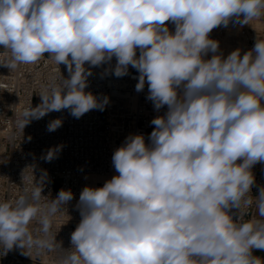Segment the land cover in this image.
I'll use <instances>...</instances> for the list:
<instances>
[{
  "label": "clouds",
  "instance_id": "obj_1",
  "mask_svg": "<svg viewBox=\"0 0 264 264\" xmlns=\"http://www.w3.org/2000/svg\"><path fill=\"white\" fill-rule=\"evenodd\" d=\"M261 15L264 0H0V65L13 71L48 53L69 73L59 84L52 78L41 103L21 113V133L53 111L67 109L77 119L103 111L108 98L85 91L92 75L85 65L113 57L116 77L131 66L139 73L136 91L147 84L154 108L167 106L151 121L150 144L142 134L128 136L112 156L118 175L82 189L70 249L51 224L73 193L61 189L49 200L35 183L14 201H0V254L15 246L57 252L55 264H264L252 255L264 250V220L234 222L229 214L236 208L242 216L255 200L264 217V187L250 194L251 168L264 162V39L225 58L209 38L219 26ZM62 123L50 121L48 131ZM62 147L44 159L57 158Z\"/></svg>",
  "mask_w": 264,
  "mask_h": 264
},
{
  "label": "built area",
  "instance_id": "obj_2",
  "mask_svg": "<svg viewBox=\"0 0 264 264\" xmlns=\"http://www.w3.org/2000/svg\"><path fill=\"white\" fill-rule=\"evenodd\" d=\"M264 15L252 19L249 24L230 22L227 27L219 26L211 31L209 38L218 41L223 36L236 35L243 42L244 48L251 50L257 38L264 39ZM171 32L175 25L166 22ZM230 26L236 32L229 31ZM218 54V53H217ZM139 55V51H137ZM209 52L205 59H210ZM45 53L36 64L20 65L16 70L0 65V201H14L25 190H30L35 183L42 185V195L49 200L55 199L61 189L70 190L73 199L67 203L64 211L52 218L51 232L56 240L62 242V248L72 247L71 233L77 227L81 216L77 208L82 189L102 187L114 175H118L112 164V156L130 135L142 134L146 144H150V131L155 127L151 121L167 112V106L156 110L148 97V86L136 91L139 73L129 66L128 74L123 77L114 75L116 59L110 63L92 67L86 63L92 75L88 77L86 92H91L98 100L108 98L103 111L90 110L81 118L73 117L69 110L53 111L39 120H32L20 132L16 121L21 113L30 106L41 103L40 92L52 78L59 84L61 75L69 77L64 64L57 65L48 59ZM6 59L3 47H0V61ZM63 121L55 131H48V124L55 119ZM28 137H31L29 140ZM63 145L57 158L44 159L50 148ZM242 161H238L240 163ZM255 183L251 188V196L258 197L259 190L264 187V162L251 168ZM103 176L106 179L91 186L88 176ZM41 205L46 199L39 201ZM255 200L250 207L242 210L230 209L229 214L234 222L249 220L256 215ZM264 220V217H256ZM39 222L33 220L30 229L39 228ZM57 252L37 251L15 247L7 254H0V264H55Z\"/></svg>",
  "mask_w": 264,
  "mask_h": 264
},
{
  "label": "rangeland",
  "instance_id": "obj_3",
  "mask_svg": "<svg viewBox=\"0 0 264 264\" xmlns=\"http://www.w3.org/2000/svg\"><path fill=\"white\" fill-rule=\"evenodd\" d=\"M259 26L264 27V22L259 24ZM229 31L231 33L236 32V28L234 26H230ZM219 49H218V54H222L223 57H227L232 51L236 49L241 50V55H243L247 50L244 48L243 42L237 38V36L234 34L232 36H223L219 40ZM1 47V46H0ZM154 130V128L150 131L151 132Z\"/></svg>",
  "mask_w": 264,
  "mask_h": 264
},
{
  "label": "crops",
  "instance_id": "obj_4",
  "mask_svg": "<svg viewBox=\"0 0 264 264\" xmlns=\"http://www.w3.org/2000/svg\"><path fill=\"white\" fill-rule=\"evenodd\" d=\"M255 217H260L258 211L256 212ZM252 255L256 257H260L261 260H264V250L253 249Z\"/></svg>",
  "mask_w": 264,
  "mask_h": 264
},
{
  "label": "bare ground",
  "instance_id": "obj_5",
  "mask_svg": "<svg viewBox=\"0 0 264 264\" xmlns=\"http://www.w3.org/2000/svg\"><path fill=\"white\" fill-rule=\"evenodd\" d=\"M88 179L91 181V186H95L97 184V182H100L102 180H105L106 178L103 176H88Z\"/></svg>",
  "mask_w": 264,
  "mask_h": 264
}]
</instances>
